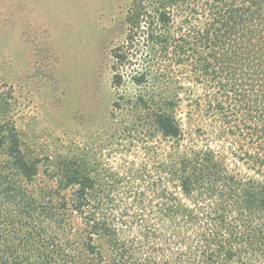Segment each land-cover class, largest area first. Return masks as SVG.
Returning <instances> with one entry per match:
<instances>
[{"label":"trees","instance_id":"obj_1","mask_svg":"<svg viewBox=\"0 0 264 264\" xmlns=\"http://www.w3.org/2000/svg\"><path fill=\"white\" fill-rule=\"evenodd\" d=\"M126 23L112 116L171 158L149 188L188 229L133 225L79 157L41 174L3 117L0 264H264V0H130Z\"/></svg>","mask_w":264,"mask_h":264},{"label":"rangeland","instance_id":"obj_2","mask_svg":"<svg viewBox=\"0 0 264 264\" xmlns=\"http://www.w3.org/2000/svg\"><path fill=\"white\" fill-rule=\"evenodd\" d=\"M129 1L0 0V118L13 120L41 174L55 173L59 159L79 157L91 176L117 180L115 204L137 217L133 225L144 220L170 236L171 228L188 227L176 215L162 216L148 176H163L159 169L171 158L128 139L135 114L112 116L113 50L128 33Z\"/></svg>","mask_w":264,"mask_h":264}]
</instances>
